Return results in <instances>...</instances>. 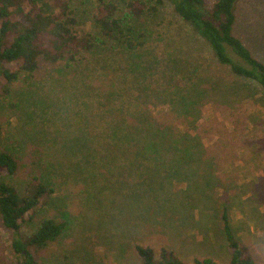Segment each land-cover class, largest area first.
<instances>
[{
    "label": "rangeland",
    "instance_id": "374dc122",
    "mask_svg": "<svg viewBox=\"0 0 264 264\" xmlns=\"http://www.w3.org/2000/svg\"><path fill=\"white\" fill-rule=\"evenodd\" d=\"M100 1L119 15L128 2L73 1L78 29L93 36ZM236 13L234 33L264 62V0H239ZM130 26L142 47L107 40L71 67L40 60L34 77L12 83L0 101L1 143L20 162L3 179L21 194L35 177L52 189L25 218L22 236L44 216L65 222L55 242L30 247L35 264H141L135 242L155 255L172 250L185 264H228L224 207L235 239L264 264V91L219 66L169 3ZM123 101L122 111L145 110L186 134L195 153L180 158L177 142L154 160L117 149L105 128L117 125L112 113L122 118ZM19 258L0 217V264Z\"/></svg>",
    "mask_w": 264,
    "mask_h": 264
},
{
    "label": "trees",
    "instance_id": "16d2710c",
    "mask_svg": "<svg viewBox=\"0 0 264 264\" xmlns=\"http://www.w3.org/2000/svg\"><path fill=\"white\" fill-rule=\"evenodd\" d=\"M73 1L0 0V101L10 95L12 83H28L34 77L40 60L71 67L84 53H92L107 40H115L130 50L142 47L144 42L131 35L135 31L130 20L154 14L167 3L203 40L219 66L227 68L229 74L236 78L256 82L264 91V62L234 33L239 0H128L121 15L116 14L114 3L100 1L92 14V21L99 28L98 36L78 29L80 27L76 25L71 9ZM138 36L143 35L138 33ZM124 105L123 101L117 110L122 118H115L112 113L117 125L111 129L107 124L105 128L109 137L117 139V149L132 150L131 153L142 160H154L172 154L173 143L177 142L176 151L180 158L186 159L195 153L186 134H174L171 127L160 123L154 114L145 110L122 111ZM129 119L141 124L133 122L128 125L126 121ZM2 132L0 123L1 222L11 231L12 248L20 257L15 264H35L34 251L30 247L37 250L55 242L61 236L65 222L44 216L30 235L22 236L20 228L25 218L40 206L41 198L52 189L35 177V180L27 182L26 191L21 194L3 179L17 175L20 162L10 149L2 145ZM221 220L231 252L228 264H256L247 248L235 239L225 207L222 208ZM133 247L141 264H185L165 247H161L158 255L147 244L135 242ZM194 264L217 263L206 258L195 259Z\"/></svg>",
    "mask_w": 264,
    "mask_h": 264
}]
</instances>
